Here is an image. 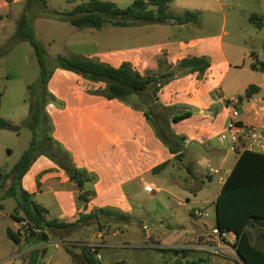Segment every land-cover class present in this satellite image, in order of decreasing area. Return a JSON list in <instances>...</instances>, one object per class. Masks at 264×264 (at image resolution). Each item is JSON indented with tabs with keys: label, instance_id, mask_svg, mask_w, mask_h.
<instances>
[{
	"label": "rangeland",
	"instance_id": "rangeland-1",
	"mask_svg": "<svg viewBox=\"0 0 264 264\" xmlns=\"http://www.w3.org/2000/svg\"><path fill=\"white\" fill-rule=\"evenodd\" d=\"M46 1L50 12L64 13L72 9L67 0ZM226 1L236 9L232 0ZM31 2L12 0L9 4L6 0H0V119L14 127L13 131L0 129V185L3 177L19 161L35 137L41 146L37 148L33 166L25 178V189L31 194L32 200L47 210V220L74 223L80 217H91L82 221L72 234H62L65 237L63 240L49 235L53 242L31 254L33 264H71L70 256L64 249L69 248L79 254L84 247L91 250L89 246H95L97 251L98 247L89 243L95 240L97 233L107 236L114 232L120 234L123 230L131 237L139 236L147 229L155 233L160 230L161 219L165 225H183L190 205L177 207L167 194H161L144 204L142 196L136 194L138 178L143 176L151 179L167 191L182 197L187 195L195 202L212 199L220 190L217 180L204 178V184L196 190L197 175L189 174L186 167L191 171V167L194 168L198 161L206 157L204 149L194 145L201 140L194 135L203 127L210 131L209 136L203 138L213 139L215 144H218L215 139L226 133L229 120L224 114L222 103L211 99V115L204 120L194 117L185 121H172V117L180 113L181 101L187 93H194L192 76L184 71L177 78L161 80V90L156 88L157 83L148 88L146 92L151 97L149 103L134 95L128 98V102H124L107 101L93 94V91L104 89L105 84L91 82L81 75L59 68L56 59L82 56L117 68L128 63L138 72L132 64L138 54L134 51L132 37L138 34V28L77 30L66 22L38 17L42 9ZM3 4L6 7L3 8ZM25 8L30 12L32 32L45 53L49 78L44 92L38 86L34 89L29 87L38 83L40 74L34 49L28 42L14 36L18 19ZM170 11L178 15L177 4H171ZM226 13L229 16L231 11L226 10ZM210 17L206 14L201 18L199 29L204 34L218 36L221 30L220 15ZM230 21L228 17L226 29L230 27ZM139 28L169 29L156 24L141 25ZM255 43L259 47L258 41ZM259 59L264 60V52H260ZM98 84L103 87L93 89ZM33 101H39L42 108L39 123L32 130L22 122L28 117L29 106ZM154 122L164 124L157 126ZM181 140L190 144L186 146L183 143L184 157L180 161L173 158L170 165L153 172L146 167L154 162L153 157L158 151L167 152L171 144ZM221 143L228 151L229 141ZM44 152L49 153L50 157L45 156ZM235 161V155L230 154L225 169L230 170ZM62 165L70 166L82 176L90 178L83 187V193L89 197L87 208L73 194L62 192L55 196L45 190L48 180L54 174L66 173L69 178L70 174L65 172ZM169 174L174 177L180 175L178 185L182 189L170 184L167 177ZM2 205L0 264L15 248L13 242L5 236V227L10 223L9 215L13 214L14 200L7 198ZM175 211L179 216L176 220H170L169 217ZM142 223L147 226L145 230ZM19 228L22 229L20 225ZM163 230L168 232L169 228ZM104 254L101 264H110L111 259L122 257L134 264H165L170 259V256L161 255L155 249H130L116 254L105 251ZM91 257L95 258V255ZM229 258L232 260L228 264H235V260L239 262L238 258Z\"/></svg>",
	"mask_w": 264,
	"mask_h": 264
},
{
	"label": "crops",
	"instance_id": "crops-1",
	"mask_svg": "<svg viewBox=\"0 0 264 264\" xmlns=\"http://www.w3.org/2000/svg\"><path fill=\"white\" fill-rule=\"evenodd\" d=\"M82 1L84 0H67V3L73 8ZM101 1L111 2L117 7L126 8L135 0ZM232 2V4L236 5V9L233 8L231 4L229 5L226 0H174L171 4H177V9L179 11L177 14H180L185 10L196 11L200 16L198 23L180 26L172 25L170 23L156 24L167 26L171 30H165L163 28L157 30L139 28L141 26L120 29L138 28V34H135L132 37L134 51L138 52L137 58L132 64L134 69L138 70V73L141 76L153 77L160 90L162 89L161 80L177 78L181 71L188 73L185 70L178 69V65L182 60L193 57H204L209 62V68L201 77H199L198 73H188L192 76V80L195 83L193 88L194 93H187L186 97L181 101L180 113L174 115V117L189 113L190 117L181 121L194 117L204 120L211 115L210 100L212 99L215 102L222 103V106L225 109L224 114H226L229 121L231 119L230 112L232 108H235L237 110V121L243 125L253 126L260 131H264V73L254 71L250 68L251 63L254 60H260V52H264V26H262L261 29H257L249 22V17L251 15H257L262 19V23H264V0H232ZM4 7L6 6L3 4V8ZM226 10L231 11L229 16L228 13H226ZM206 14L213 18L220 15L221 30L218 36L211 34L207 35L204 34L205 32L203 33L200 31L199 23L201 18ZM1 17L2 16H0V18ZM228 17L231 19V24L230 27L226 29ZM255 41H258L259 47H257ZM238 54H241V56ZM247 57L248 59L246 61ZM249 86L256 87L257 91L250 98L245 99L244 95ZM93 87V89H98L103 86L98 84ZM209 134L210 131L203 127L202 130L194 135L195 137L201 138V140L194 145L203 148L206 157H203L201 161H198L194 168L191 167V171L188 167H186V170L191 175H197V177H195L197 183L196 190L200 188V185L204 184V178L208 180H213L215 178L220 186L219 192L214 195L212 199L195 202L187 195H184L183 197L178 196L167 191L164 187L158 185L151 179H146L145 177L140 176L138 178V190L136 194L142 196L141 199L143 203L146 204L150 199H156L161 194H167L169 200L177 207L185 208L190 205L186 211L187 216L184 218L185 223L183 225L176 224L175 226H171L170 224H163V219H161V224L159 225L160 230H156L155 233H150L148 232V229L145 232L141 229L142 234L136 237L127 236L123 230L120 234L114 232L107 236L97 233L94 238L95 240H92L89 243H93L98 247L96 252L102 258L100 262L103 263L105 251L116 254L118 251H128L130 249H155L161 255L170 256L169 261L165 262V264H176L180 262L228 264V261L232 260L226 256H215L209 253L206 248L210 244L208 240L210 230L213 227H216V199L225 180L234 167L240 152L232 151L230 149V142L228 152L225 150V146L219 139H215L218 143L215 144L213 139H206L208 137L205 139L203 138L204 136H209ZM184 143L186 146L190 144V142L187 141ZM230 154L235 155L236 161L230 170H226L225 163ZM173 158L174 155H172L170 151H158L153 157L154 162L147 164L146 167L153 172L156 168L164 164H167V166L170 165ZM157 160H159L158 163ZM207 164L212 167V164H215L216 167L213 168L217 170V174H209L206 167ZM32 166L33 164L26 175L22 178V188L28 194L30 193L25 189V178L30 172ZM179 176L180 175L176 174V177H174V175L169 174L167 177L171 182V185L175 188L182 189V187L178 185ZM146 185H151L155 192L149 194L145 193L144 186ZM45 190L53 193L55 196L60 195L62 192L73 194L77 198L79 194H86L83 193V188L81 191L76 189L74 182L68 178L66 173L54 174L48 180ZM88 200L89 197L88 194H86L85 201H79L83 203L84 208H87ZM2 203L3 201H0V214L3 212ZM15 206L16 204L14 202L12 212L14 211ZM39 206L45 210L44 218L47 220V210L41 205ZM194 209H204V216L200 218L194 217ZM178 216V212L175 211L169 218L170 220H176V217ZM9 218L10 223L5 227V236L8 239L10 238L7 235V230L11 231L13 234H17L20 225V222L11 218V214L9 215ZM142 226L147 228L144 223H142ZM165 227L169 228L168 232L163 230ZM245 231L253 246L259 249H264V241H262L264 222L253 221L246 227ZM47 236L48 240L45 242L24 243L23 240L20 239V243L15 244L10 239L15 245V248H13L12 252L1 261V264H30V259L33 257L31 255L32 253L39 248H42L44 245L53 242L48 234ZM152 241L153 244H151ZM56 247L58 249L60 248L58 245H56ZM169 250H186L188 253L185 255L182 253L176 255ZM16 254H18L19 257L12 260ZM120 261L125 262V264H134L124 257L114 260L111 259L109 263L115 264ZM234 263L242 264L240 259L239 262L235 260ZM71 264H73L72 261Z\"/></svg>",
	"mask_w": 264,
	"mask_h": 264
},
{
	"label": "trees",
	"instance_id": "trees-1",
	"mask_svg": "<svg viewBox=\"0 0 264 264\" xmlns=\"http://www.w3.org/2000/svg\"><path fill=\"white\" fill-rule=\"evenodd\" d=\"M9 4L12 0H6ZM32 5H38L42 13L38 17L51 18L57 21L66 22L77 30L92 29L101 30L106 27L130 28L146 24H167L186 25L196 24L199 21V13L196 11L185 10L178 15L169 11V5L174 0H135L124 9L118 8L114 3L101 0H84L75 5L70 11L64 13L50 12L47 8L46 0H28ZM29 9L25 8L20 15L14 36L20 37V40L28 42L34 49L37 57V63L40 69L38 83L33 84L30 89L39 87L43 92L46 90L48 82V73L45 67L44 49L36 40L32 32V20L29 17ZM249 22L257 29L264 26L262 19L257 15H251ZM58 67L78 75L91 82L104 83L105 88L93 91V94L102 96L107 100H121L128 102L130 96H135L145 103L151 101L150 95L146 90L156 83L151 76H141L134 71L130 64L123 63L118 68L105 64L93 62L90 59L73 56L70 59L58 57L56 59ZM209 68V62L206 58H186L180 62L178 69L185 70L189 74L198 73L201 77ZM250 68L254 71L264 73V60H254ZM157 89L158 86L156 87ZM257 88L249 86L245 92L244 98H250ZM42 104L39 101H33L29 106V115L23 120V125L32 130L38 125ZM149 119V116L144 113ZM190 117L189 113L172 117V121L178 122ZM157 126L164 122H154ZM0 129L14 130V127L8 122L0 119ZM164 142L167 140L161 135ZM183 140L171 144L169 151L174 155V159L180 161L183 157ZM41 144L32 138L29 148L23 153L19 161L3 177L0 190L2 197L0 201L7 198L14 200L16 206L11 218L17 222H26L28 224V234L25 236L24 243L45 242L48 235L54 239L63 240L62 234H72L82 221L91 219V217H80L74 223H60L52 220L47 221L44 218L45 210L32 200V196L22 188V178L26 175L33 164L37 148ZM50 157L47 152L43 153ZM164 164L156 170L162 169ZM65 172L69 173V179L74 182L76 189L81 191L83 185L90 180L88 176H82L80 172L75 171L70 166H61ZM155 171V170H154ZM74 172L75 174H71ZM86 194H79L78 199L85 201ZM21 215V216H20ZM216 227L233 232L236 235L235 245L236 253L245 264H264V249L253 246L246 234V227L253 221L264 222V155L242 151L238 154L237 161L232 168L229 176L225 180L221 191L215 202ZM47 233V234H46ZM8 237L15 243H20L18 234H13L7 230ZM264 241V234H262ZM70 256L73 264H101L99 260L92 258L95 255L92 250L84 247L82 252L76 254L69 248L64 249ZM172 253L186 254V250H169ZM96 252V250H95ZM30 264H33L30 259ZM115 264H125L120 261ZM176 264H199L198 262H186Z\"/></svg>",
	"mask_w": 264,
	"mask_h": 264
},
{
	"label": "built area",
	"instance_id": "built-area-1",
	"mask_svg": "<svg viewBox=\"0 0 264 264\" xmlns=\"http://www.w3.org/2000/svg\"><path fill=\"white\" fill-rule=\"evenodd\" d=\"M231 119L226 125V133H222L219 136V140L226 141L228 140L231 144L230 149L232 151H251L261 155H264V131H260L253 126H247L241 124L237 121V110L232 108L231 110ZM209 174L215 175L217 174V170L210 166L206 165ZM145 193H154L155 190L151 185L144 186ZM193 216L196 218H200L204 216V209H194ZM20 226L17 234L24 240L25 236L28 234V224L26 222H20ZM145 230L146 227H143ZM209 245L206 250L215 255V256H226V257H235L238 258L236 253V242L237 238L233 232L226 231L224 229H219L218 227H213L210 230L209 236ZM92 252L95 253V257L97 260H101V257L97 252H95V246H89ZM19 257L16 254L13 259H17Z\"/></svg>",
	"mask_w": 264,
	"mask_h": 264
},
{
	"label": "water",
	"instance_id": "water-1",
	"mask_svg": "<svg viewBox=\"0 0 264 264\" xmlns=\"http://www.w3.org/2000/svg\"><path fill=\"white\" fill-rule=\"evenodd\" d=\"M71 174H75L74 172H72ZM238 256V255H237ZM238 258H239V256H238ZM240 259V258H239ZM241 262H242V264H245L242 260H241Z\"/></svg>",
	"mask_w": 264,
	"mask_h": 264
}]
</instances>
